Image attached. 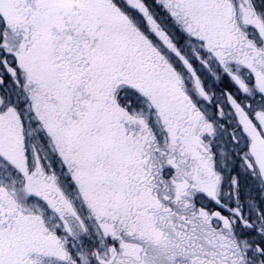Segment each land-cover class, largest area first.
Wrapping results in <instances>:
<instances>
[{"label":"snow or ice","instance_id":"6c2138e0","mask_svg":"<svg viewBox=\"0 0 264 264\" xmlns=\"http://www.w3.org/2000/svg\"><path fill=\"white\" fill-rule=\"evenodd\" d=\"M0 264H264V0H0Z\"/></svg>","mask_w":264,"mask_h":264}]
</instances>
